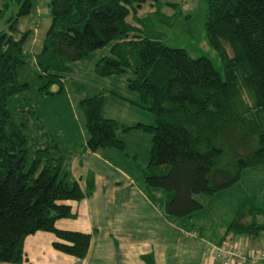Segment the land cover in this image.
Segmentation results:
<instances>
[{
    "label": "trees",
    "instance_id": "16d2710c",
    "mask_svg": "<svg viewBox=\"0 0 264 264\" xmlns=\"http://www.w3.org/2000/svg\"><path fill=\"white\" fill-rule=\"evenodd\" d=\"M144 1L49 0V25L34 54L44 79L38 92L59 94L67 63L111 42L109 55L95 61L94 73H130L126 86L138 94V105L151 112L154 124L124 125L103 117V94L84 97L78 102L86 133L80 152L124 150L117 131L149 133L148 162L143 168L134 164L140 188L164 217L189 218L215 193L237 183L246 168L264 165V0H206L203 30L222 61L223 79L207 58L164 45L145 18L133 15L136 26L126 22ZM29 9L30 0H19L8 29L14 30L16 18ZM25 35L14 39L0 32V262L27 264L23 239L35 231L51 233L53 249L82 259L90 233L58 229L54 222L74 217L63 202L90 195L92 178L81 189L63 169L67 154L55 155L50 147L34 149L28 161L25 134L8 123L7 98L27 88L17 80ZM196 194L204 196L202 202ZM263 229L264 195L251 192L218 242L237 236L258 240ZM141 258L154 264L149 254Z\"/></svg>",
    "mask_w": 264,
    "mask_h": 264
},
{
    "label": "rangeland",
    "instance_id": "374dc122",
    "mask_svg": "<svg viewBox=\"0 0 264 264\" xmlns=\"http://www.w3.org/2000/svg\"><path fill=\"white\" fill-rule=\"evenodd\" d=\"M48 1L30 0L29 12L16 18L14 30L11 31L8 29L7 19L15 15L19 0H0V9L4 5L7 6L0 16V32L8 33L14 39H19L26 33L22 42L23 63L17 69V80L26 83L27 88L10 95L6 100V108L9 114L8 123L19 125L27 138V160H30L34 149L43 147L40 146L43 141L46 147L63 153L64 149L61 148L64 142L83 140L86 133L78 102L95 93L103 94L104 113L114 117L117 122L124 125L136 123L153 125L154 118L151 112L138 105L140 103L138 94L126 86V77H131L130 73L109 76H98L94 73L95 61L101 56L109 55L111 42L89 52L79 60L67 63L69 71L62 75V89L59 94L46 95L38 92V87L43 85L44 79L35 66L33 56L39 51L49 25ZM205 2L206 0H158L160 5L156 7L152 0H145L134 14L132 12L127 14L125 21L136 26L133 15L145 18L143 23L148 24V29L160 35L164 45L181 48L191 58L198 56L207 58L223 79L222 61L217 51L207 42L203 30ZM225 50L227 56H230L231 51L227 45ZM50 89L54 90L55 86ZM150 137L149 133L138 129L117 131V138L124 143V150L109 149L118 155L112 156L118 160L115 162L116 165L136 173L139 182H141L139 168L145 167L149 159ZM101 150L99 152H102ZM134 164H138L139 168ZM233 186L236 188L234 190L243 192L245 198L251 192L258 196L264 195V165L246 168L240 181ZM194 198L202 202L204 196L196 194ZM215 202L216 199L213 203ZM223 208L215 204L212 215L209 218L206 216L203 220L208 221L213 227L217 226L216 224L223 225L225 222L227 224L231 218ZM196 214L201 213L196 212L194 216H197Z\"/></svg>",
    "mask_w": 264,
    "mask_h": 264
},
{
    "label": "crops",
    "instance_id": "0c3cea01",
    "mask_svg": "<svg viewBox=\"0 0 264 264\" xmlns=\"http://www.w3.org/2000/svg\"><path fill=\"white\" fill-rule=\"evenodd\" d=\"M103 107V117L113 119L105 115ZM84 141L85 138L80 142H64L61 149L67 157L63 169L81 189L85 188L87 179L92 178L91 193L79 201H64L74 217L56 219L54 226L90 233L87 253L82 259L63 254L51 247L54 240L51 233L35 231L23 239L24 263L146 264L141 255L149 254L154 264H221L209 254L208 243L220 241L228 223L213 227L203 218L212 215L215 204L224 207L227 216L232 218L245 199L243 192L231 186L215 193L210 203L197 211L201 213L197 216L195 212L189 218L164 217L141 190L138 175L116 165L118 160L112 156L118 155L114 151L105 148L108 150L81 153ZM40 146H46L44 141ZM228 240L245 249L255 248L258 243L257 239L247 240L244 236Z\"/></svg>",
    "mask_w": 264,
    "mask_h": 264
},
{
    "label": "built area",
    "instance_id": "2783aa9c",
    "mask_svg": "<svg viewBox=\"0 0 264 264\" xmlns=\"http://www.w3.org/2000/svg\"><path fill=\"white\" fill-rule=\"evenodd\" d=\"M208 252L221 264H243L245 262L264 264V229L260 232L255 248L245 249L243 246L223 240L208 243Z\"/></svg>",
    "mask_w": 264,
    "mask_h": 264
}]
</instances>
